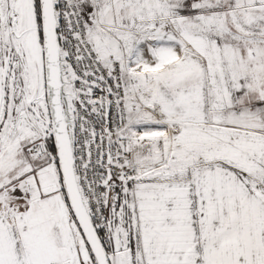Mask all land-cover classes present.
<instances>
[{
	"label": "snow or ice",
	"instance_id": "1",
	"mask_svg": "<svg viewBox=\"0 0 264 264\" xmlns=\"http://www.w3.org/2000/svg\"><path fill=\"white\" fill-rule=\"evenodd\" d=\"M0 264H264V0H0Z\"/></svg>",
	"mask_w": 264,
	"mask_h": 264
}]
</instances>
